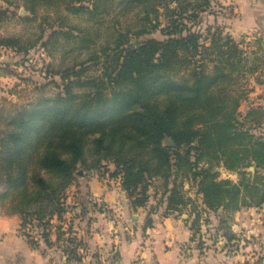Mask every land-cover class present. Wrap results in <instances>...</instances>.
Masks as SVG:
<instances>
[{"label": "trees", "instance_id": "obj_1", "mask_svg": "<svg viewBox=\"0 0 264 264\" xmlns=\"http://www.w3.org/2000/svg\"><path fill=\"white\" fill-rule=\"evenodd\" d=\"M0 4V29L12 16L18 17L21 8L30 13L22 18L27 21L44 14L45 22L54 13L56 25L48 37L43 29L26 45L20 38L0 36V47L25 56L37 46L47 52L58 36L86 41L89 28L69 29L71 17L100 23L112 9H119L114 34L101 48L105 60L100 74L84 76L85 68L69 69L61 74L64 87L57 95L0 106V200L5 213L21 215V230L32 225L41 231V240L27 236L34 248L47 253L57 245L67 261L82 262V239L72 221L67 230L63 227L71 209L68 189L78 171L105 172L109 164L115 166L112 175L120 176L134 208L148 204L153 188L166 202L165 214L193 217L195 237L202 210H238L264 203L263 188L244 179L239 183L218 179L211 169L215 161L232 171L242 166L240 148L246 147L242 141L253 135L239 120L242 94L236 95L235 87L241 76L264 62L259 56L263 38L254 42L256 50L247 52L244 41L238 42L223 26L202 27L200 16L218 5L217 0H0ZM160 8L169 21L161 29ZM133 13L136 22L143 21L132 33L135 38L159 30L164 39L133 45L131 32L120 24L121 17ZM99 59L94 54L89 61ZM181 66L190 69L187 81L168 74ZM0 72L8 73L2 68ZM167 139L175 146L164 145ZM256 153L261 156L258 169L264 170V141H258ZM257 174L264 180L262 173ZM186 179L197 186L201 211L184 190ZM91 206L101 210L96 203ZM86 212L82 207L81 214ZM54 219L55 243L47 232ZM227 236L229 241L237 238Z\"/></svg>", "mask_w": 264, "mask_h": 264}, {"label": "crops", "instance_id": "obj_2", "mask_svg": "<svg viewBox=\"0 0 264 264\" xmlns=\"http://www.w3.org/2000/svg\"><path fill=\"white\" fill-rule=\"evenodd\" d=\"M217 1L219 6H234L230 10L235 15L221 17L219 21L234 38L264 31V0ZM20 10L30 16L24 8ZM18 55L0 47V68ZM12 77L13 73L0 72V106L13 97L9 94ZM114 172L113 164L105 172L78 171L76 181L68 189L67 203L71 209L65 218L72 221L77 237L85 245L80 250L81 263L67 261L57 245L47 253L34 248L22 233L21 215L7 214L0 205V264H133L139 256L147 264H264V203L236 213V219L241 217L236 224L241 231L235 245L237 251L220 255L216 247L209 251L200 249V234L195 237L192 228L193 217L187 213L165 214L166 202L153 188L148 204L134 208L122 188L120 176H113ZM189 196L196 198V194ZM92 200L102 203L104 210L94 209ZM82 207L87 208L85 215L81 214ZM52 241H57L56 234L52 235Z\"/></svg>", "mask_w": 264, "mask_h": 264}, {"label": "rangeland", "instance_id": "obj_3", "mask_svg": "<svg viewBox=\"0 0 264 264\" xmlns=\"http://www.w3.org/2000/svg\"><path fill=\"white\" fill-rule=\"evenodd\" d=\"M230 7L234 6L229 5L228 7H223L214 5L212 9L200 16L203 22L202 27L223 26V24L219 22L221 17L226 18L227 16L235 15L233 13L234 10L231 11ZM160 9L161 15L159 21L161 29L167 27L169 21L165 18L164 10L162 8ZM118 12V8L112 9L111 15L106 17L104 21L101 20L100 23H93L87 19H79L73 16L68 20V28L72 29L71 27L74 26L89 28V31L86 33V41L83 42L58 36L57 39L51 42L47 52L41 49L40 46H37L31 49L27 56L21 54L14 58L15 60L10 59L7 66L2 69L14 75V77H12L11 90H8L9 94L13 97L5 102H11L20 106L28 104L38 97H53L63 90L64 80L61 78V74L72 72V69L79 71L81 68H85L86 70L83 73L84 76L100 74L102 72V63L105 60V54L101 48L107 43L111 35L114 34L115 27L113 19ZM17 14L18 17L12 16L10 20L1 27L0 36L17 37L20 38L24 44L29 45L37 40L43 29H46L45 36L48 37L53 30L52 27L56 25L52 19L55 18L54 13L51 12L49 13L51 19L45 22L43 21L44 14H40L41 16L39 18L32 21L22 19L30 17L24 15L22 10H18ZM136 17L137 16L133 13L120 18V24L123 26L122 30L131 32L129 38L132 39L133 45L150 38L164 39L159 30L135 38L132 33L139 31L143 25V21L136 22ZM55 27H57L56 29L59 28V26ZM147 29H151V27L147 25ZM257 38L264 39L263 30L244 33L243 35L237 36L235 39L238 42L244 41L242 48L247 52H251L257 49V45L254 43ZM259 53V56L264 59V48ZM94 54L100 56L99 63H96L97 60L89 61ZM69 69L70 71H67ZM47 74L50 76L49 78H46ZM168 74L173 77V79L183 82L188 80L190 69L181 66L170 71ZM74 90L82 92L84 88L75 87ZM235 93L236 95L242 94L239 108V120L244 123L245 129H248L253 137L252 139L247 138L242 141V145L246 144V147L242 146V148H240L242 150L241 156L243 159L240 161L242 165L240 168L233 171L228 170L222 166V164L215 161L212 163L211 169L213 172L217 173L218 179H229L233 181V183H239L244 179L245 183L257 185V187L264 189V180L257 176V172L262 173L260 176L264 175V170L258 169V162L261 160V156L260 153H256L258 141H264V62L255 72H248L238 79ZM5 102H3L1 106L5 105ZM248 112H252V114L248 121H245L244 116ZM253 143L254 145H252ZM164 145L168 146L166 140ZM80 171L82 172L83 170ZM186 186L188 187L187 189H185ZM161 190H163V188ZM184 190L187 192L188 196L189 193L193 195L196 194L195 200L197 201L199 211H201V209H203L202 202L200 201L202 198L197 195V186L186 179L184 182ZM2 192L3 187H0V194ZM1 203L0 200V205L2 206ZM245 208H247L246 205H243L238 210L222 208L212 212H205L202 210L200 232L198 234H200V242L203 243V248H208L207 251H209V248L212 249L213 247L212 250H214V247H216L220 255L221 253L230 254L237 251L235 245H237L241 238H239V236H241V231L239 227H236V224L240 223L241 217L236 219V213L239 211L241 212V210ZM5 210H7V208H5ZM229 233L236 235L237 238L229 241L227 236Z\"/></svg>", "mask_w": 264, "mask_h": 264}, {"label": "built area", "instance_id": "obj_4", "mask_svg": "<svg viewBox=\"0 0 264 264\" xmlns=\"http://www.w3.org/2000/svg\"><path fill=\"white\" fill-rule=\"evenodd\" d=\"M6 49V48H5ZM121 180V179H120ZM92 203H96L97 204V208L101 209L100 211L104 210V205L102 203L96 202L94 200H92ZM55 219L52 220L51 225L47 228V232H49L51 235L55 234L56 232V227H55ZM70 222L68 220H66V222H64V230H67L69 227ZM23 235L27 238V236L29 235L31 238L35 239V240H41V231H39L36 227H33L32 225H28L24 230H22ZM28 239V238H27ZM83 250V249H81ZM133 264H147L146 260L144 257L139 256Z\"/></svg>", "mask_w": 264, "mask_h": 264}, {"label": "water", "instance_id": "obj_5", "mask_svg": "<svg viewBox=\"0 0 264 264\" xmlns=\"http://www.w3.org/2000/svg\"><path fill=\"white\" fill-rule=\"evenodd\" d=\"M23 14L26 15L25 12H23ZM166 143H167L168 146H171V147L175 146L174 142L171 139H167Z\"/></svg>", "mask_w": 264, "mask_h": 264}]
</instances>
